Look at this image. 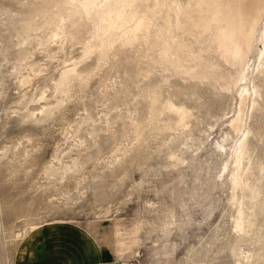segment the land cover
<instances>
[{"label":"rangeland","instance_id":"obj_1","mask_svg":"<svg viewBox=\"0 0 264 264\" xmlns=\"http://www.w3.org/2000/svg\"><path fill=\"white\" fill-rule=\"evenodd\" d=\"M82 1L0 0V264L70 221L109 255L89 264H264V109L248 108L254 191H234L237 89L184 76L201 45L155 0H130L112 34Z\"/></svg>","mask_w":264,"mask_h":264},{"label":"bare ground","instance_id":"obj_2","mask_svg":"<svg viewBox=\"0 0 264 264\" xmlns=\"http://www.w3.org/2000/svg\"><path fill=\"white\" fill-rule=\"evenodd\" d=\"M99 1L83 0L81 8L89 15L93 11L103 14L102 22L106 24L103 26L105 33L112 34L122 29L127 21L126 13L132 4L130 0H104V5L99 6L100 8L98 7ZM115 3L121 4V7L118 9L114 7V9L112 6L116 5ZM155 3L159 9H169L177 18L178 26L183 33L192 36L196 43L201 45L200 52L196 54L193 50L187 51L184 44H176L175 52H177L178 59L180 54L185 55L189 52L185 58L187 64L183 65L184 71L181 70L184 76L199 81L212 80L215 83L216 80L222 79L225 80L223 86L225 91L229 93L237 89L239 106L229 123L230 128L238 137V141L230 149L231 154L228 153L234 160L230 181L234 191H254L246 179L247 173L251 170L252 160L249 139L254 135L253 129L248 125V108L251 106L253 111L264 109V0H188L184 5L178 4L177 0H155ZM144 25V21L139 20L130 32L124 34L126 41L132 42L135 34ZM205 54L218 56L221 64L234 68L236 73H220L221 64H213L211 58L204 57ZM75 73L74 68L65 72V77H63L68 80L76 75ZM257 81L262 84L258 85ZM260 99H263L262 105ZM177 112L182 119L187 118V112L179 110ZM220 148L227 151L224 144L220 145ZM227 168L225 167V170ZM66 169L70 171L72 167L68 166ZM259 170L262 173L264 171L262 166H259ZM233 199L235 201V197ZM239 216L237 225L239 231H242L246 222L242 209ZM43 230L44 227L39 231Z\"/></svg>","mask_w":264,"mask_h":264},{"label":"crops","instance_id":"obj_3","mask_svg":"<svg viewBox=\"0 0 264 264\" xmlns=\"http://www.w3.org/2000/svg\"><path fill=\"white\" fill-rule=\"evenodd\" d=\"M70 223L75 222H54L46 225L45 227L51 228H44L40 238H37L38 241H33L34 244L36 243L34 250L37 253V259L30 260L28 256L20 261V264H89L101 262L109 256L104 250L98 249L96 240L94 241L92 236V238L89 237V234L82 231L67 233L68 229L65 226ZM113 234L116 236L115 231ZM29 244H27L28 248L26 247L28 251L26 256L31 251Z\"/></svg>","mask_w":264,"mask_h":264}]
</instances>
